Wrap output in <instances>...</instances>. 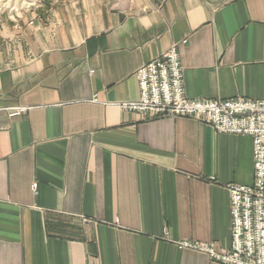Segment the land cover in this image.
<instances>
[{
	"label": "crops",
	"instance_id": "1",
	"mask_svg": "<svg viewBox=\"0 0 264 264\" xmlns=\"http://www.w3.org/2000/svg\"><path fill=\"white\" fill-rule=\"evenodd\" d=\"M173 45L188 98L264 100V0L0 13V264H221L181 246L231 247L227 186L253 184L252 139L122 108Z\"/></svg>",
	"mask_w": 264,
	"mask_h": 264
},
{
	"label": "built area",
	"instance_id": "2",
	"mask_svg": "<svg viewBox=\"0 0 264 264\" xmlns=\"http://www.w3.org/2000/svg\"><path fill=\"white\" fill-rule=\"evenodd\" d=\"M136 77L140 100L122 105L123 109L150 118H192L212 126L218 134L252 139L253 184L227 186L231 198V247L218 251L214 244L193 242L182 243L181 247L205 253L221 264H264V100L188 98L178 45L143 65ZM6 110L10 117L26 112L22 107Z\"/></svg>",
	"mask_w": 264,
	"mask_h": 264
},
{
	"label": "rangeland",
	"instance_id": "3",
	"mask_svg": "<svg viewBox=\"0 0 264 264\" xmlns=\"http://www.w3.org/2000/svg\"><path fill=\"white\" fill-rule=\"evenodd\" d=\"M51 1L54 0H0V13L24 15L39 5Z\"/></svg>",
	"mask_w": 264,
	"mask_h": 264
},
{
	"label": "bare ground",
	"instance_id": "4",
	"mask_svg": "<svg viewBox=\"0 0 264 264\" xmlns=\"http://www.w3.org/2000/svg\"><path fill=\"white\" fill-rule=\"evenodd\" d=\"M10 4V3H9Z\"/></svg>",
	"mask_w": 264,
	"mask_h": 264
}]
</instances>
